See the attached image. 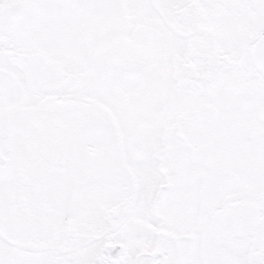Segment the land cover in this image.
Listing matches in <instances>:
<instances>
[{"label":"snow or ice","instance_id":"1","mask_svg":"<svg viewBox=\"0 0 264 264\" xmlns=\"http://www.w3.org/2000/svg\"><path fill=\"white\" fill-rule=\"evenodd\" d=\"M0 264H264V0H0Z\"/></svg>","mask_w":264,"mask_h":264}]
</instances>
